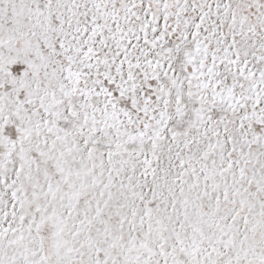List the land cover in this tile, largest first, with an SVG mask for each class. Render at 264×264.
I'll use <instances>...</instances> for the list:
<instances>
[{
    "label": "snow or ice",
    "instance_id": "snow-or-ice-1",
    "mask_svg": "<svg viewBox=\"0 0 264 264\" xmlns=\"http://www.w3.org/2000/svg\"><path fill=\"white\" fill-rule=\"evenodd\" d=\"M0 264H264V0H0Z\"/></svg>",
    "mask_w": 264,
    "mask_h": 264
}]
</instances>
